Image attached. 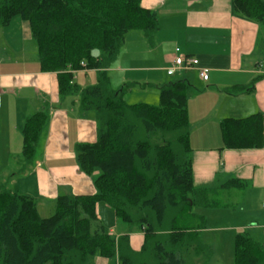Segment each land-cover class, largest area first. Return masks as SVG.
Here are the masks:
<instances>
[{"label": "trees", "instance_id": "16d2710c", "mask_svg": "<svg viewBox=\"0 0 264 264\" xmlns=\"http://www.w3.org/2000/svg\"><path fill=\"white\" fill-rule=\"evenodd\" d=\"M140 2L0 0V26L17 16L27 21L41 71L57 74L59 95H77L79 109L94 112L97 138L78 143L76 152L82 172L98 170L94 194L60 195L47 217L39 215L35 199L0 188V264H87L96 253L112 264H190L200 254L204 260L196 263H208L210 248L198 231L203 219L193 212L212 202L207 189L193 185L187 110L191 85L185 79L162 85L129 82L114 90L107 75L128 31H139L154 45L157 17ZM230 8L232 15L264 29L263 0H231ZM80 69L97 70L96 83L84 88L75 83L73 73ZM133 87L156 88L159 104L128 103L124 93ZM47 119L46 112L38 111L24 122L25 164L34 159ZM220 132L221 148H261L262 115L224 118ZM247 186L231 178L220 188ZM101 201L126 226L121 235L105 230L97 213ZM140 231L143 243L135 251L129 233ZM234 264H264V243L247 231L237 233Z\"/></svg>", "mask_w": 264, "mask_h": 264}, {"label": "crops", "instance_id": "0c3cea01", "mask_svg": "<svg viewBox=\"0 0 264 264\" xmlns=\"http://www.w3.org/2000/svg\"><path fill=\"white\" fill-rule=\"evenodd\" d=\"M230 4L231 0H141L140 5L157 17L154 45L149 46L139 31H128L118 58L107 69L114 90L129 82L162 85L175 75L179 77L176 80L185 79L191 85L188 99L198 98L193 123L189 119L192 179L195 188L208 191L212 205L203 208L206 210L226 207L217 199L223 192L224 196L232 191L220 188L231 178L248 185L245 189L233 188L237 190L238 209L246 203L256 205V196L249 194L252 190L264 192V29L232 15ZM32 42L29 23L18 16L7 26H0V188L35 199L39 215L47 217L53 213L58 196L96 192L93 179L98 170L92 175L81 171L76 145L94 142L97 126L94 112L81 111L77 98L59 95L57 74L41 71L37 46L34 49ZM175 48L183 55L196 57L199 65L168 75L165 69L173 63ZM133 58L141 66H127ZM198 68L208 69V80L199 77ZM82 70L97 77L95 69ZM76 76L79 81L80 74ZM134 89L157 91L151 87L130 88L124 93L128 103ZM227 89L233 92L228 93ZM38 111L46 112L48 119L32 163L25 164L21 156L22 129L26 118ZM256 113L263 118V146L221 148V120ZM124 230L126 226L118 235ZM206 230H198L202 243L210 248L206 261L215 257V264H219L217 249L203 238ZM244 230L264 243V222L246 225ZM142 243L141 231L129 233L133 250L138 251ZM200 256L194 257L197 263L204 260Z\"/></svg>", "mask_w": 264, "mask_h": 264}, {"label": "rangeland", "instance_id": "374dc122", "mask_svg": "<svg viewBox=\"0 0 264 264\" xmlns=\"http://www.w3.org/2000/svg\"><path fill=\"white\" fill-rule=\"evenodd\" d=\"M136 32V30H135ZM138 32V31H137ZM136 32V33H137ZM139 33V32H138ZM32 45H34V49H36V42L33 39ZM135 54V52H134ZM139 63L138 66H141V62H138L136 59L133 58L132 61H128L127 66L135 67ZM89 71V70H88ZM80 74V80L77 81L76 74ZM93 73V72H90ZM88 74L87 71L82 69L78 70L74 73V81L80 87L84 88L87 86H92L96 83V75L95 73L92 74L94 78H92L91 74ZM178 75L171 76L167 78V81H172L178 79ZM83 79V80H82ZM168 83V82H167ZM153 84L157 85V82ZM193 88L197 91L200 90L199 87L192 84ZM69 97H75L78 99L77 95H70ZM159 95L157 91L153 89L147 90H140L134 89L131 93L129 98V103H147L151 105H158L159 104ZM196 104H198V98L195 100L188 99V113L190 123H193L192 119L197 114ZM194 120V119H193ZM192 128V127H191ZM259 189L252 190L253 192L249 193L256 196V205L250 206L248 203L244 204L243 207L238 209L235 206V189H232L231 192L224 194V192L218 196V199L212 194L213 199H217L219 204L225 205L226 207L220 208H210V209H203L200 207L193 208V212L197 216H201L203 221V227L207 228V230L202 233L205 242H209L215 246L216 253L218 254L219 264H234V239L237 233L245 231L246 225L254 224L255 222L262 223L264 222V192L258 191ZM211 199V198H210ZM259 208V209H258ZM260 208L263 211H260ZM97 213L98 216L107 232L110 233L111 228L113 229L114 236H117L125 225L117 220L114 216L113 209L106 204L105 202L101 201L97 204ZM44 214V213H42ZM198 221V220H197ZM201 221L199 220L198 223ZM242 225L243 227H236ZM214 260V261H213ZM113 260L103 258L98 253L91 256L87 262V264H112ZM190 264H197L195 259H191ZM207 264H215V257H213L212 261H209Z\"/></svg>", "mask_w": 264, "mask_h": 264}, {"label": "built area", "instance_id": "2783aa9c", "mask_svg": "<svg viewBox=\"0 0 264 264\" xmlns=\"http://www.w3.org/2000/svg\"><path fill=\"white\" fill-rule=\"evenodd\" d=\"M175 53L176 56L173 60L172 65L165 69L168 75L174 74L175 70L177 69H194L199 65V60L196 57L181 54L179 52V48H175ZM81 65L84 66V62H81ZM198 75L202 80H208V69L198 68Z\"/></svg>", "mask_w": 264, "mask_h": 264}]
</instances>
